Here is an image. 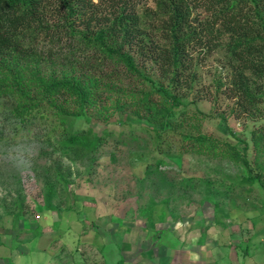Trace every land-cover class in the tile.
<instances>
[{"label":"rangeland","instance_id":"374dc122","mask_svg":"<svg viewBox=\"0 0 264 264\" xmlns=\"http://www.w3.org/2000/svg\"><path fill=\"white\" fill-rule=\"evenodd\" d=\"M131 2L137 10L155 7L153 0ZM203 48L190 50L192 82L177 92L186 120L169 130L161 148L153 126L169 105L161 110L160 93L151 97L162 103L151 106L150 120L132 112V101L119 108L103 96L67 125L77 134L107 130L93 160L61 154L64 132L52 109L42 117L33 110L21 123L10 113L14 100L0 98V264H115L120 257L123 264H264V154H255L250 138L264 120V77L252 81L255 112L244 111L223 50L206 55ZM145 84L136 86L147 90ZM179 131L240 152L246 147L247 162L183 147ZM160 158L159 173L147 177V165ZM53 160L68 173L55 184L49 210ZM249 172H262L261 180ZM18 187L25 212L15 215L5 203Z\"/></svg>","mask_w":264,"mask_h":264},{"label":"trees","instance_id":"16d2710c","mask_svg":"<svg viewBox=\"0 0 264 264\" xmlns=\"http://www.w3.org/2000/svg\"><path fill=\"white\" fill-rule=\"evenodd\" d=\"M153 1L154 9L137 10L131 0H0V98L14 100L11 115L24 123L35 116L33 110L42 117L52 109L64 132L61 154L93 160L107 130L77 134L66 126L103 96L119 108L132 101V112L150 120L151 106L162 103L151 97L160 93L161 110L169 105L153 126L161 148L169 130L186 120L177 92L193 78L189 53L198 47L206 55L223 50L237 104L255 112L259 97L252 81L264 77V0ZM138 84L148 89L139 90ZM181 134V145L190 150L247 162L245 146L240 152L202 133ZM250 136L255 154H264V120L250 129ZM162 164V158L148 164L145 175L159 173ZM62 168L60 160L47 167L55 181L45 189L49 210L55 184L67 180ZM262 172L247 177L261 180ZM24 200L18 187L16 197L5 203L6 211L23 214ZM115 264H123V258Z\"/></svg>","mask_w":264,"mask_h":264}]
</instances>
